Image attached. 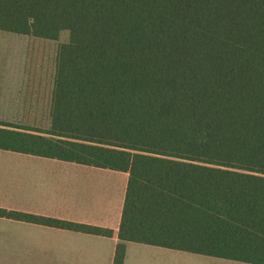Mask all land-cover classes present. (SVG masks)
<instances>
[{"label":"trees","instance_id":"16d2710c","mask_svg":"<svg viewBox=\"0 0 264 264\" xmlns=\"http://www.w3.org/2000/svg\"><path fill=\"white\" fill-rule=\"evenodd\" d=\"M0 30L70 33L51 126L0 121V148L129 174L113 264L128 241L264 264V0H0Z\"/></svg>","mask_w":264,"mask_h":264},{"label":"crops","instance_id":"0c3cea01","mask_svg":"<svg viewBox=\"0 0 264 264\" xmlns=\"http://www.w3.org/2000/svg\"><path fill=\"white\" fill-rule=\"evenodd\" d=\"M12 34L16 45L22 36L32 37ZM12 45L5 50L0 42V121L6 122L27 105L35 73L18 67V59L9 65L11 55L5 59L4 52ZM123 173L0 148V208L113 230L104 236L0 216V264H113L128 183ZM158 247L128 241L123 264H225L201 258L203 254Z\"/></svg>","mask_w":264,"mask_h":264},{"label":"rangeland","instance_id":"374dc122","mask_svg":"<svg viewBox=\"0 0 264 264\" xmlns=\"http://www.w3.org/2000/svg\"><path fill=\"white\" fill-rule=\"evenodd\" d=\"M11 36H15V34L9 32H0V42L5 43V50H7V44H13L8 51L4 52L5 59L7 53L11 55L12 60L9 65L14 66L13 62L16 63L18 59V67L29 68L30 72H35L32 76V82L30 83V90L32 91L30 92L29 100L25 101V104L27 105L19 108L18 114H15L11 117V122L27 128L31 127L41 130L48 129L51 126L50 111L55 57L59 45L69 40L70 33L69 31H63L57 40H47L35 37L27 38L22 36L21 38H23V41L19 42L17 45L14 44L17 42V39L12 38ZM15 49L19 51L17 55L16 53H12ZM1 114L4 115V117L8 115L7 112L6 114L1 112ZM123 174L126 175L128 181L127 173ZM158 248L162 249V247ZM163 250L168 249L163 248ZM187 254L192 256L194 255L196 258L198 257L196 254ZM200 257L215 261H222V263L225 264H249L240 261L220 258L218 259L216 257L204 255Z\"/></svg>","mask_w":264,"mask_h":264}]
</instances>
